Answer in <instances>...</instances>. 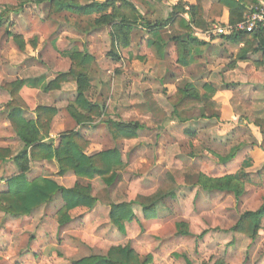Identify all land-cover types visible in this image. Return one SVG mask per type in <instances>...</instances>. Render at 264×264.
Instances as JSON below:
<instances>
[{
    "label": "rangeland",
    "instance_id": "obj_1",
    "mask_svg": "<svg viewBox=\"0 0 264 264\" xmlns=\"http://www.w3.org/2000/svg\"><path fill=\"white\" fill-rule=\"evenodd\" d=\"M127 1L136 9L133 16L138 27L132 33L131 46L119 48L120 59L116 60L109 55L113 51L111 20L98 26L96 16L67 11L52 14L47 5L32 1L20 9L21 0H0V14L8 11L0 28V147L12 148L14 153L21 148L8 120L11 97L4 86L33 78L52 81L70 70L72 53L86 51L93 57L87 96L99 104L104 116L91 129L89 125L79 127L71 119L68 107L76 99L75 82L50 94L23 88L21 96L28 107L25 116L35 117L40 106L53 107L57 115L50 137L56 145L63 132L81 130L90 142L88 155L117 149L124 163L117 168L115 183L107 186L100 177L80 179L70 173L61 178L54 161L31 162L26 173L29 181L46 177L64 188L78 182L91 185L97 204L92 209L73 210L65 226L58 223L57 213L65 204L60 192L30 216L0 211V264H72L126 245L142 258L151 256V264H264V220L256 240L231 232L243 213L264 204V136L254 125L264 119V64L256 62L262 60L260 55L252 54V60L243 62L239 59L241 46L214 35L215 28L224 27L226 21L225 6L219 0ZM197 3L207 27L193 26L192 36L198 31L213 38L206 45L189 44L193 59L185 67L178 62L174 40L185 31L169 20L176 5L189 10ZM121 13L133 17L127 11ZM139 16L163 27L150 31ZM15 36L22 38L24 50ZM219 40L225 42L221 47ZM154 41L163 44V56ZM190 84L209 98L174 113L170 99ZM205 85L212 86L215 93ZM228 88L234 92L232 99ZM109 120L139 122L143 128L136 139L115 142ZM236 147L240 149L235 158L223 162ZM19 174L14 162H0V193ZM229 175L237 179L233 184L239 199L232 192L206 189L200 182L203 176L218 180ZM159 191H174V196L156 205L154 217H145L142 207L135 206L136 219L126 224L125 235L112 226V205L145 202ZM181 229L188 235L181 234Z\"/></svg>",
    "mask_w": 264,
    "mask_h": 264
},
{
    "label": "trees",
    "instance_id": "obj_2",
    "mask_svg": "<svg viewBox=\"0 0 264 264\" xmlns=\"http://www.w3.org/2000/svg\"><path fill=\"white\" fill-rule=\"evenodd\" d=\"M28 1L38 5H47L52 14L67 11L78 16H96L95 21L98 26H103L111 20L112 31L110 37L113 51L109 55L116 60L120 59L117 50L131 46L132 33L138 27V20L133 16L136 9L127 0H102V2L92 3H83L81 0H21L19 8L24 7ZM219 2L230 11L229 24L241 22L248 6L264 5V0H219ZM123 10L130 12L133 17L121 13ZM6 11L0 14V28L5 23L8 13ZM180 14L187 15L189 20ZM202 14L203 9L200 3L191 6L189 10L176 5L172 19L169 20L174 24H178L185 31L182 36L174 39L178 50V62L185 67H188L193 59L189 44H207L192 36L193 26L202 29L207 27ZM141 19L144 21L143 17ZM142 24L150 31L163 27L159 23L150 24L144 21ZM219 37L226 38L233 43H244L239 54L241 61H248L249 55L261 53L262 60L258 63L263 62L264 64V29H259L252 34L241 32ZM14 40L21 50L25 49V44L20 36H15ZM153 45L156 46L160 56H163V44L154 41ZM70 60L72 62L70 70L59 74L57 78L48 84L47 89L55 91L61 89L66 83L75 82L77 85L76 99L68 107L69 115L79 127L90 125L104 116L101 107L91 102L87 96L92 81L89 74L93 57L86 51H76L72 53ZM28 83L25 80H17L4 86L11 97V101L7 105L8 120L21 143V148L17 153H14L12 148L0 147V162H14L21 174L10 178L8 180L9 189L0 193V211L12 216H30L37 208L50 203L54 196L60 192L65 204L57 213L58 223L60 226H65L70 223V214L73 210L78 208L92 209L97 204V199L93 196L92 186H85L78 182L71 188H64L54 179L46 177L29 181L26 173L30 170L31 162L54 161L58 168L57 175L61 178L70 173L80 179L93 180L95 177H100L107 186H112L115 183L118 177L117 168L124 166V163L117 149L88 155L86 150L90 142L85 139L79 130L72 129L63 132L60 134L59 142L56 145L50 137L51 123L57 115L55 108L40 106L35 110V117L25 116L28 107L21 96V91ZM205 87L208 91L215 93L212 86L205 85ZM208 98L206 94L201 95L190 84L180 89L178 94L170 100L173 104L174 113L180 114ZM254 125L264 136V119L256 120ZM107 126L115 142L136 139L139 131L143 128L139 122H117L113 120H109ZM239 149L240 147L233 148L231 154L222 161H232ZM235 180L237 179L232 175L218 180H209L203 176L200 182L206 189L232 192L239 199L240 192L233 184ZM168 196L173 197L174 191L169 194L159 191L145 202L130 201L112 205L109 213L110 223L121 234L125 235L127 233L126 224L132 223L136 219L133 210L135 206H141L145 217L151 218L156 214V205ZM263 220L264 204L256 211L243 213L231 232L256 240L260 236ZM180 233L188 235L184 230ZM152 261L151 256L142 258L130 245H126L112 247L106 255H91L76 260L72 264H151Z\"/></svg>",
    "mask_w": 264,
    "mask_h": 264
},
{
    "label": "built area",
    "instance_id": "obj_3",
    "mask_svg": "<svg viewBox=\"0 0 264 264\" xmlns=\"http://www.w3.org/2000/svg\"><path fill=\"white\" fill-rule=\"evenodd\" d=\"M259 29H264V5L249 7L241 22L227 25L226 27L215 28L214 35L227 36L241 32L252 34Z\"/></svg>",
    "mask_w": 264,
    "mask_h": 264
},
{
    "label": "crops",
    "instance_id": "obj_4",
    "mask_svg": "<svg viewBox=\"0 0 264 264\" xmlns=\"http://www.w3.org/2000/svg\"><path fill=\"white\" fill-rule=\"evenodd\" d=\"M252 6V5H251ZM250 6V7H251ZM248 8H249V6H248ZM224 13H225V17L223 18V20H226L225 22H224V24H222V25H224V27L225 26H227V25H229V17H230V11H229V9L228 8H225L224 9ZM226 18V19H225ZM194 37H195V39H198L199 41H203V42H206V43H209L210 41H211V39L213 38L211 35L210 36H204L202 33H199L198 31H196V32H194ZM219 38H222V37H219ZM224 39H226V38H224ZM227 40V39H226ZM212 42V41H211ZM210 42V43H211ZM227 42L228 43H230V44H234V45H238V46H241V48H240V51H241V49L243 48V46H244V43H233V42H230V41H228L227 40ZM225 44V42H223V41H221V40H219V46L221 47L222 46V44ZM255 55H260V57H261V59H262V55H261V53H257V54H255ZM248 58H249V60L251 59V58H254V56H252V55H249L248 56ZM252 60V59H251ZM257 60V59H256ZM255 60V61H256ZM259 61V59L256 61V62H258ZM243 62H247V61H243ZM261 79V78H260ZM26 81H28L29 83L24 87V89L25 88H28V89H33V90H37L38 91V93L39 92H41V90L44 92V93H46V94H50V93H53V92H51V91H49L48 89H47V86H48V84L51 82V81H46L45 82V80H44V78H43V80H42V78H33V79H27ZM53 81V80H52ZM262 84L264 85V75H263V78H262ZM75 90H77V88L75 89ZM75 93H76V91H75ZM230 93V94H229ZM234 92L233 91H230V89L228 88V91H227V94L228 95H231L232 94V97H231V99L233 98V94ZM75 97H76V95H75ZM230 99V100H231ZM90 100V99H89ZM218 102V101H217ZM93 103H95V102H93ZM220 105H221V108H222V104L221 103H219ZM99 105V104H98ZM102 109V108H101ZM91 125V124H90ZM90 125H89V128H90ZM60 126V128L58 129V131L60 132V130L62 129V126H63V124L62 125H59ZM54 127V126H53ZM86 127H88V126H86ZM91 129V128H90ZM80 131V133L85 137V135H87V134H84V132H81V130H79ZM58 133V132H57ZM52 135H54V132H53V130H52V132H51V136Z\"/></svg>",
    "mask_w": 264,
    "mask_h": 264
}]
</instances>
